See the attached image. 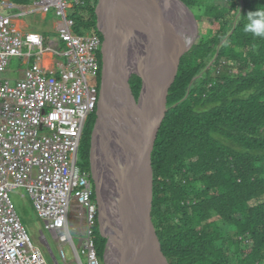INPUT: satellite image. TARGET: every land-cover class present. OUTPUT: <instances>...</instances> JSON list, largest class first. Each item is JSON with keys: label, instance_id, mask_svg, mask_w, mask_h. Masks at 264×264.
Wrapping results in <instances>:
<instances>
[{"label": "trees", "instance_id": "obj_1", "mask_svg": "<svg viewBox=\"0 0 264 264\" xmlns=\"http://www.w3.org/2000/svg\"><path fill=\"white\" fill-rule=\"evenodd\" d=\"M85 1L74 6L75 30L103 39L99 0ZM183 1L196 11L199 36L173 71L153 150V220L170 264H264V37L244 31L246 14L264 8V0ZM129 65L138 99L139 65L135 58ZM96 121L97 109L79 152V165L90 173ZM106 244L97 221L101 259Z\"/></svg>", "mask_w": 264, "mask_h": 264}, {"label": "built area", "instance_id": "obj_2", "mask_svg": "<svg viewBox=\"0 0 264 264\" xmlns=\"http://www.w3.org/2000/svg\"><path fill=\"white\" fill-rule=\"evenodd\" d=\"M85 3L33 2L35 11L59 18V39L48 45L39 33H22L13 15L0 14V264H49L16 209L11 193L18 188L27 191L67 264H103L96 247L94 182L79 165L85 127L100 97L103 44L99 33L75 30L74 6ZM2 6L14 7L9 1ZM47 52L57 58L54 68L43 65ZM32 58L21 79L7 76L14 59ZM66 243L75 251L72 263Z\"/></svg>", "mask_w": 264, "mask_h": 264}, {"label": "water", "instance_id": "obj_3", "mask_svg": "<svg viewBox=\"0 0 264 264\" xmlns=\"http://www.w3.org/2000/svg\"><path fill=\"white\" fill-rule=\"evenodd\" d=\"M178 1L186 12L178 9L177 25L161 10L163 0H99L96 8L103 44L91 175L105 264H170L152 215V154L169 111L173 71L199 36L195 14ZM189 34L194 39L187 42ZM133 58L142 77L138 99L128 70Z\"/></svg>", "mask_w": 264, "mask_h": 264}, {"label": "rangeland", "instance_id": "obj_4", "mask_svg": "<svg viewBox=\"0 0 264 264\" xmlns=\"http://www.w3.org/2000/svg\"><path fill=\"white\" fill-rule=\"evenodd\" d=\"M218 4L227 5V0H218ZM190 9L194 14L196 13L193 8ZM0 11L4 12V14H8V9L2 8L1 4ZM70 12L72 13L71 10ZM25 20L29 25L27 32L41 33L44 36L47 45L52 39H55L57 37V28L55 26V22L57 19H55L53 15H49V17L44 20L41 14L34 12L26 16ZM25 67L26 65L22 64V61L20 59H14L9 67L7 76L14 81L21 75L20 71ZM11 196L15 203L16 209L23 222L27 225L29 233L32 236L35 244L40 246L49 264H67L61 255V244L53 238L50 232L45 230L43 222L39 218L35 206L27 191L24 188H18L11 193ZM75 243L79 250H81L82 239L78 234L75 235ZM49 244L51 245L55 256L50 251L48 246ZM64 249L68 255V263L74 262L76 256L73 246L70 243H66L64 245ZM105 253L106 248L104 249L102 256L103 261L105 260Z\"/></svg>", "mask_w": 264, "mask_h": 264}, {"label": "crops", "instance_id": "obj_5", "mask_svg": "<svg viewBox=\"0 0 264 264\" xmlns=\"http://www.w3.org/2000/svg\"><path fill=\"white\" fill-rule=\"evenodd\" d=\"M3 1H8V0H3ZM3 1L0 2L1 6H2ZM9 2H11V1H9ZM11 3L14 5L13 8H10V7L5 8L3 6H2V8L8 9L7 13L10 15H13V22H14V24H16L17 28L21 30L22 33H28L27 29H28L29 25L26 22L25 17L31 13H34V12L41 14L42 18L44 20H46L49 17V15H53L55 17V19H57L55 22V26L58 30L59 18L55 15V13L50 12V13L45 14V13L35 11V9L33 8L32 5L23 6V5L15 4L13 2H11ZM0 14H4V12L0 11ZM8 14H5V15H8ZM33 33H39V32H33ZM39 34H41V33H39ZM56 39H59L58 32H57ZM20 60L22 61V64L26 65V67L20 71L21 75L18 78H16L14 80V82H16V80L21 79L24 76L25 70L28 68V66L34 62V58H32L29 61H27V59H20ZM56 62H57V58L51 52H47L45 54L44 59H43V65L44 66H46L47 68H54L56 65Z\"/></svg>", "mask_w": 264, "mask_h": 264}, {"label": "clouds", "instance_id": "obj_6", "mask_svg": "<svg viewBox=\"0 0 264 264\" xmlns=\"http://www.w3.org/2000/svg\"><path fill=\"white\" fill-rule=\"evenodd\" d=\"M245 32H251L258 37H264V8H257L246 14Z\"/></svg>", "mask_w": 264, "mask_h": 264}, {"label": "bare ground", "instance_id": "obj_7", "mask_svg": "<svg viewBox=\"0 0 264 264\" xmlns=\"http://www.w3.org/2000/svg\"><path fill=\"white\" fill-rule=\"evenodd\" d=\"M169 3H171L172 8H170L168 5H166V0H163V3L160 4L161 10H165L166 15L168 18L173 22L175 25H177V14H178V9H180L183 12H186L184 7L182 6V3L179 2L178 0H168ZM187 42H188V36H187ZM175 51L172 52V55ZM112 147L114 151V156L121 162L122 157L120 155L119 151V144L117 141L113 140L112 141ZM108 175L112 176V171L108 172Z\"/></svg>", "mask_w": 264, "mask_h": 264}]
</instances>
